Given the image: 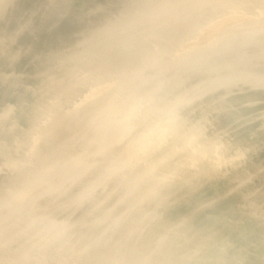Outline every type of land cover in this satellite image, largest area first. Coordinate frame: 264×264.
<instances>
[{
    "label": "rangeland",
    "instance_id": "374dc122",
    "mask_svg": "<svg viewBox=\"0 0 264 264\" xmlns=\"http://www.w3.org/2000/svg\"><path fill=\"white\" fill-rule=\"evenodd\" d=\"M259 1H248L251 5L246 9L222 4L207 8L192 30L198 31L199 39L192 33L185 36L187 41L194 37L196 46L183 40L178 52L203 49L204 42L217 40L233 25L230 30L242 34L235 30L264 19L259 18ZM146 2L0 0V264H264L262 58L250 57L247 63L240 59L232 72L246 65L258 74L242 77L227 76L231 61L215 64L213 69L199 65L176 74L168 68L154 78L163 82L151 98L143 95V100H153L149 104L154 107L145 109L149 101L144 102L141 95L143 108L136 103L129 113H125L128 109L118 112L116 116L126 121L124 133L103 150L95 151L94 143L88 141L91 131L78 129L107 95H114L113 79L99 73L114 71L132 59L131 53L118 58V49L106 45L95 50L101 54L99 64L88 63L83 58L87 41L104 26L122 25L126 20L127 24L133 11ZM226 15L235 22H220ZM217 22L223 24L222 29L220 24L211 33L212 23ZM152 43L159 46L158 41ZM255 47L246 50L251 53ZM217 78L222 81L218 83ZM132 102L127 98L123 104ZM151 128L147 148L138 150L126 166L83 194L87 182L107 165L108 156L125 159L128 140ZM76 154L84 164L77 173L79 180L69 179L49 189L61 179L37 181L32 177L42 161L53 164ZM146 168L152 169L149 176L139 180L140 185L136 183L133 195L125 193L129 175L137 176ZM19 193L23 196L15 197ZM139 194H145V200ZM13 196L29 203L11 216L13 205L8 202Z\"/></svg>",
    "mask_w": 264,
    "mask_h": 264
},
{
    "label": "bare ground",
    "instance_id": "6f19581e",
    "mask_svg": "<svg viewBox=\"0 0 264 264\" xmlns=\"http://www.w3.org/2000/svg\"><path fill=\"white\" fill-rule=\"evenodd\" d=\"M248 1H250V0H147V2L144 4V6L141 9L133 11L132 16H131V18H132L131 21L127 18L128 19L127 24H124V23H126V21H127L126 20L124 23H122V25L121 24L113 25V26L110 25V27H107V28H105V26H104L103 31H101V29H100L99 33L97 31L94 32L95 34L97 33L96 34L97 36L95 35L96 36L95 38H93L94 36H92L93 40H92V38H89L90 40L88 39L89 41H87V42H89V43H88V46L86 47L87 51L85 53L83 52L84 53L83 54V58L87 59L89 61L88 63L91 62L94 65H98L99 63H97V61L100 59L101 54L99 52H95V50L105 48L106 45L109 46V48L113 47L114 49H118V52H119L118 56L120 54H123L122 56H126V55H130V53H131L130 56H132V59L130 61L128 60V62L124 63L123 65L118 62L119 64H121V66L116 67V69L114 71H107L106 70V71H101L99 73L101 75V76L99 75L100 77H103L104 75H108V76L110 75V78L113 79L112 82L114 84H112V85H115L114 86V95L113 94H112V96L109 95V97L107 95L106 101L101 103V104H98L93 109V115H91L89 117L90 119H88L86 121H82L78 125L79 126L78 127L79 130H81L80 127H82V129H84L86 131L87 130L91 131V134L89 135L90 139L88 141H90L92 144L94 143L95 149H96L95 151L103 150L105 148L110 147V145H112L114 142L118 141L122 137V135L124 133L123 125L126 124V121H125V119H122L121 117L119 118L118 116H116L117 113L118 112L122 113L126 109H128V111H126L125 113H129L130 109H133V107H135L136 103H138V107H140V106L142 107V105H139V103L142 102L143 95L147 96L149 98V96L152 93H154V90H155L154 88L159 87V86L162 85L163 80L155 81L154 78L155 77L156 78L160 77V75L163 74V72L165 70H168V68H170V67L174 69V71H175L174 74H176V73L180 72L183 69L187 68V70H188V68H190V67H196V66H199V65L200 66L201 65H206V66H209L210 68L213 69L215 64L220 65L223 62L231 61L230 62V67H229L230 71H226L227 74H228V75L226 74L227 76H230L232 74H237V76H241L242 77V76H246L248 74H251L252 72L256 73L255 71H253L251 69V66L246 67V65L243 68H241V69L238 68V70H236L234 72H232V70H234L236 68V66L239 65L238 61L240 59L245 61V59H248L250 57H255V56L262 58L263 61L261 62V64L264 65V19H260L258 21L246 23V24L242 25L241 28H239V29H237L238 27L234 28V29H237L235 31H242L243 32L242 34H240L238 32H233L232 30H230V28L234 26L233 23H231L233 26H231V24H230L231 27L226 26L225 29H227L229 27V30L222 31V33H221L222 35L221 36L219 35L220 38H218L217 40H214L215 39L214 38V39H212L213 41L209 40V41H207L205 43L204 41H206V40L202 39V42H204V46L202 47L203 49H201L199 47L200 50H198V51H194L193 50V51L189 52V50H188V53H184V51H183V53L180 54V52H178V49H177L178 47L181 46V44L183 43V40H184L185 43H190V42H192V39H195L193 37L192 39L189 40V38L191 37L192 34H195L196 32H198V31H196L195 33H193V31H194L193 28L195 27L194 25L197 24V19H199V17H201L202 14H204V12L207 10V8L214 7L216 5L222 4V5H227V7H233L234 9L239 8V7H242V8L246 9L245 6H248L247 4H250V3H248ZM259 4L261 5V10L259 9L261 11V13L259 15V18H260V16L261 17L264 16V0H260ZM234 9H233V11H234ZM256 10H258V9L256 8ZM244 15H242V16L244 17ZM245 16H247V15H245ZM251 16H253V15L250 14L249 17H251ZM224 17H225V20L222 17L220 19V22H222V20L225 21V22L232 21V19H230L231 18L230 16L228 17L226 15ZM240 18H242V17H240ZM255 18L258 19L257 17H255ZM234 19H233V21L235 22ZM119 21H121V20H119ZM215 21H219V19H217ZM215 21H212V22L214 23ZM117 23H120V22H117ZM208 23H210V21ZM213 23L211 25L213 27L210 29L211 33H213L212 31H214V30L216 32L217 28L219 30V25L220 24H221V26H220L221 28L220 29H222V25H223L222 23H218L217 22L218 24L217 25L214 24L215 26L213 25ZM113 24H115V23H113ZM227 25H229V24H227ZM198 27H197V29L196 28L195 29L196 30L200 29ZM185 29H190V30L185 31ZM205 30L208 32L209 27H208V29H205ZM245 31H246V33H245ZM229 32H231V33H229ZM190 33H192V34L190 35ZM200 34H202V32ZM205 34L206 33H204V35ZM188 35H190V37L188 38L189 42L186 40ZM256 35H258V37H256ZM185 36H186V39H185ZM195 36H196V34H195ZM197 36H199V34ZM200 36H202V35H200ZM98 37H100V38H98ZM197 38L199 39V37H197ZM208 38L209 37H206V39H208ZM210 38H211V36H210ZM198 39H197V41H198ZM157 41L159 42L158 43L159 44L158 47L154 46L153 45L154 43H152V42H157ZM193 41L195 43V40H193ZM194 43L192 44V46L195 45ZM200 43H201V39H200ZM85 44H86V42H85ZM82 45H84V44H82ZM250 45L256 46L255 47L256 49L253 52L248 53L246 48H248ZM195 46H194V48H195ZM131 49H133V52H131ZM110 50L113 51L112 49H110ZM123 50L130 51V52L128 54H124ZM174 50H177V53L174 54V52H173V54L174 55L177 54V55H176V57L173 56L171 58L169 56V54L173 55L172 51H174ZM190 50H192V49L190 48ZM101 51L102 50H100V52ZM108 51L106 49V52H108ZM185 52H186V50H185ZM107 54L108 53H106V56H107ZM217 55H218V57H216ZM118 58L121 59L120 56ZM118 58H117V60L119 61ZM123 62H124V60H123ZM118 63H117V65H119ZM245 63H247V62L245 61ZM241 65H243V64H241ZM115 66H116V64H115ZM96 67H98V66H96ZM111 69H112V67H111ZM149 69L150 70L153 69L154 70V71H152L153 73H151V74L150 73H146V71H148ZM212 69H211V71H212ZM187 70H186V72H187ZM226 75L224 76V78L227 77ZM179 77H181V76H179ZM259 78L260 79H262V78L264 79V76H259ZM221 79L222 78H220V79L217 78L216 80H218L217 82L219 83L220 81H222ZM100 81H101V79H100ZM93 84H94V82H93ZM146 84H150V85H148L150 88H148V90L144 91L143 89L146 86ZM104 85H106V84H104ZM110 87H111V85H110ZM107 88L109 89V87H107ZM93 89H95V88H93ZM101 91H103V90H101ZM95 95L97 96V94H95ZM140 96H141V99H142L141 101L139 99ZM88 98H89V96H88ZM127 98L130 99L131 101L133 100V102L129 103L127 105H124L123 102ZM149 99L145 100V98H144L146 103H147V101H149ZM151 100L147 104H149L151 102ZM83 102H86V99ZM150 104L148 106H146L145 109H151V108L154 107V106L153 107L150 106ZM144 105H145V103H144ZM159 110H161V109H159ZM57 115H58V117L60 119L61 113H60V115L57 113ZM150 117H152V116L150 115ZM143 132H145V131H143ZM152 133L153 132H152V128H151V130L148 129V131L146 133H142V134H140V135H138L136 137L135 136L131 137V139L128 140L126 146L123 149V152H124V156L123 157L125 159L121 160L118 157L116 159V157L113 158L112 156H108V157L106 156L107 157V165L103 166L101 168L100 172L99 173L97 172L98 173L97 176H95L93 179H91L90 182L87 180L88 181L87 182V187L83 188V190H81L83 192V194H86V192L88 193L92 188H94V187L98 186V184L102 183V181L109 174H111L112 172L116 171L118 167L122 168L123 166H126L127 165L126 164L127 160L131 159L130 156L133 157V155L134 156L136 154L138 155V150L144 148L145 146H146L145 148H147L148 142H150L152 140L151 139V134ZM69 143H71V142L69 141ZM91 143H89V144H91ZM84 146H85V144H84ZM142 152H143V150H142ZM54 156H56V155H54ZM60 156H63V155H60ZM60 156H59V158H60ZM79 156H80L79 154H76L75 156H72V155L66 156L65 155L64 157H61L62 159H60V160L57 159L56 161L52 162L53 164H50L51 162H49L48 165L44 164L45 168H42V166H44L43 165L44 161H42L41 163H39V164H41L40 168L38 167L33 172L32 177H34V179H36L37 181H40V180H43V179H51L52 177L53 178L57 177V178L61 179V181L58 184H51L49 189H52L54 187L62 186L63 182H65L66 180H69V179L70 180L71 179L72 180H79L80 177L77 176V173L84 166V164L79 161ZM118 156L120 157V155H118ZM45 163H46V161H45ZM145 170H147V171H143V173H140V174L138 173L139 176H138V174H137V176L134 175L133 177H131L132 174L129 175L130 177H128L129 178L128 179V186L126 187L125 193L128 192L131 195L133 190L135 191V189H136V188L134 189L135 185H137V187H138V184L140 185L139 180H141V182H142V179H144L143 177L148 175L151 172L152 169H150V168L147 169L146 168ZM28 175H30V174H28ZM32 177L29 176L30 179ZM30 179L29 180L26 179V180L30 182ZM103 182H105V181H103ZM152 182L154 183L155 181H152ZM136 183H138V184H136ZM23 185H24V183H23ZM151 187H152V185L149 188L150 190H151ZM151 192H152V190H151ZM132 195H133V193H132ZM148 195H149V193H148ZM22 196H23L22 193H19V194L15 195V197H22ZM140 196H142V194ZM143 196L140 198L141 200L144 198ZM75 199H77V198H75ZM144 200H145V198H144ZM18 201H17V198H14V196H13L11 201L8 202L9 205H13V207L10 208L11 213L9 212L8 215L11 214V216H12L13 213L20 212L29 203V201H22V200H18ZM0 202H2V201H0ZM5 204H7V203H5ZM82 217H83V215H82ZM116 220H117V218H116ZM5 221H7V220H5ZM112 222H113V220H112ZM115 224H117V223H115ZM4 225H5V223H4ZM115 226H112V227H115ZM2 227L3 226H2V223H1V228ZM62 227H63V225H62ZM110 230H112V229H110ZM61 232H62V230H61ZM65 232H66V230H65ZM129 233H131V232H129ZM61 234H63V232ZM120 234H118V235H120ZM52 236H54V235H52ZM52 236H51V238H52ZM56 237H58V236H56ZM78 237H79V235L76 238H78ZM94 237H95V235H94ZM89 238H90V234H89ZM0 239H1V237H0ZM89 240L91 241V239H89ZM135 240L136 239H134V241ZM93 241H95V240H93ZM98 242H100V240ZM122 242H125V240L122 241ZM6 244H7V242H6ZM84 244H83V246H84ZM46 245H48V244H46ZM125 245H127V244H125ZM3 249H4V247H3ZM17 249H19V247H17ZM29 250H31L30 247H29ZM106 250H107V248H106ZM122 250H123V248H122ZM20 251H21V249H20ZM86 251H87V248H86ZM21 252H23V251H21ZM1 254H2V252H1ZM29 254H26V256L29 255ZM100 256H102V255H100ZM117 256H119V255H117ZM19 257H21V256H19ZM131 258L133 259V257H131ZM82 261H83V259H82ZM124 261H126V260H124ZM130 261H131V259H130ZM146 261H148V260H146ZM152 261H153V259H152Z\"/></svg>",
    "mask_w": 264,
    "mask_h": 264
}]
</instances>
